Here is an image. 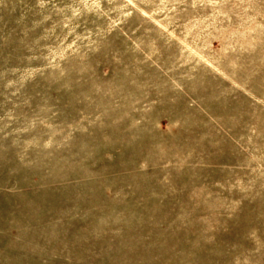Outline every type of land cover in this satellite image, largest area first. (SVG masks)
<instances>
[{"label":"rangeland","instance_id":"obj_1","mask_svg":"<svg viewBox=\"0 0 264 264\" xmlns=\"http://www.w3.org/2000/svg\"><path fill=\"white\" fill-rule=\"evenodd\" d=\"M0 264H264V0H0Z\"/></svg>","mask_w":264,"mask_h":264}]
</instances>
